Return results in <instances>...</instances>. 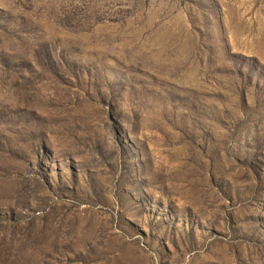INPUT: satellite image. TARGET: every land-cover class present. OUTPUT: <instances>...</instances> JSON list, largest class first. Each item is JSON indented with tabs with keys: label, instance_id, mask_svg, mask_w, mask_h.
<instances>
[{
	"label": "rangeland",
	"instance_id": "obj_1",
	"mask_svg": "<svg viewBox=\"0 0 264 264\" xmlns=\"http://www.w3.org/2000/svg\"><path fill=\"white\" fill-rule=\"evenodd\" d=\"M0 264H264V0H0Z\"/></svg>",
	"mask_w": 264,
	"mask_h": 264
}]
</instances>
